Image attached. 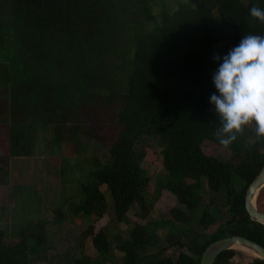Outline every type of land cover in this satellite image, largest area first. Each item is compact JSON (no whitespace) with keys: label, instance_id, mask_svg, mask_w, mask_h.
<instances>
[{"label":"trees","instance_id":"1","mask_svg":"<svg viewBox=\"0 0 264 264\" xmlns=\"http://www.w3.org/2000/svg\"><path fill=\"white\" fill-rule=\"evenodd\" d=\"M157 2L0 0V116L5 110L13 120L10 153L0 159L32 154L28 149L36 146L38 131L50 132L49 124L67 134L42 137V145L52 143L56 151L67 140L87 155L79 141L83 132L98 134L104 145L91 147L87 167L64 161L68 197L50 220L32 219L46 205L35 187L36 198L24 184L14 185L20 225L11 232L0 229V264L47 263V252L63 247L57 237L62 222L107 213L115 228L94 233L89 225L78 244H64L49 264H199L211 243L233 236L264 247V226L251 222L243 208L245 190L264 165V138L255 136L252 124L224 147L210 103L213 93L219 95L212 77L222 59L215 55L222 58L243 35L264 36V23L249 11L253 5L264 8V0H177L175 10L160 0L162 10L155 14ZM91 105L113 110V121L90 124L85 107ZM203 144L224 148L229 157L205 155ZM148 155L158 165L152 173L142 166ZM161 191L177 202L173 220L144 225L130 219L132 207L144 218ZM257 210L264 213V200ZM48 225L56 229L49 232ZM159 226L167 229L176 257L159 244ZM4 236L19 240L5 245ZM89 237L97 249L93 257H85ZM238 253L225 251L214 264H230Z\"/></svg>","mask_w":264,"mask_h":264},{"label":"rangeland","instance_id":"2","mask_svg":"<svg viewBox=\"0 0 264 264\" xmlns=\"http://www.w3.org/2000/svg\"><path fill=\"white\" fill-rule=\"evenodd\" d=\"M153 7V12L158 14L162 10V3L160 0ZM169 4L170 10H175L177 0H167ZM113 110L105 113L99 106L91 105L85 107L86 118L90 119V124L94 123L95 125L99 124V122H103L109 125V122H112L111 117L113 116ZM85 118V119H86ZM57 123L61 122L63 125V121H58L55 119ZM13 120H9L8 114L5 110H2V114L0 116V156H4L9 151V137L8 131L9 126ZM56 125L49 124L50 132L44 133L42 131H38L37 133V144L35 147L28 149L30 155L24 156L23 154H19L18 156H10V158L2 157L0 159V165H4L8 169L9 177H6L5 170L0 168V229L4 232H11L13 227L16 228L17 225H20L18 218L15 217V205L18 203V198L14 197V185L24 184L27 186L26 194L33 195L36 198V192H32L33 187L39 191L42 196V202L46 203V205L41 206L43 210L40 213H34L32 219L35 223L38 222L39 219L50 220L53 218L52 212L61 205L62 202L65 201V198L68 197V192L65 191V182L62 180L63 172L61 167L65 166L66 163L73 164V162L79 161L85 167L89 165L88 157L91 156L92 149L91 147L98 144L103 145L101 138L98 136L89 137L84 132L79 137L80 142H84L87 147V155L81 151V149H73V145L67 140H64L59 148V151L55 150V145L50 143L45 145L43 144L42 137H46L47 139L53 140L55 134L60 137H66L67 134L64 133L63 127L56 128ZM251 125H249V128ZM85 129L94 130L92 126H86ZM96 130H102L100 128H96ZM59 133V134H57ZM69 138V137H68ZM44 147V148H43ZM100 149V148H99ZM201 150L205 155L211 156L213 158H219L220 160H226L229 157L228 151L224 148H219L210 144H203L201 146ZM56 151V152H55ZM93 154V153H92ZM100 155V154H99ZM86 160V161H85ZM153 158L148 155L146 160H143V168H145L150 173L157 170L158 165L155 164L156 160L152 161ZM66 161V163L64 162ZM69 171V170H67ZM76 174L80 173V170H74ZM62 173V174H61ZM8 180L6 183L5 180ZM152 186V184H151ZM32 187V188H31ZM151 188V187H150ZM65 196V197H64ZM54 200V201H51ZM56 200V201H55ZM264 200V187L259 190L255 197V206L257 208V203ZM57 204V206H50V204ZM75 204L72 203L71 206ZM177 206V202L170 193L167 191H161L158 196V199L154 204L148 209L146 212V216L141 218L135 212V208H131L128 212V215L132 221H139L141 223L153 224L159 223L160 221L165 220H173L174 215H172V210ZM68 206H64V209H67ZM40 208V209H42ZM41 216V218H37ZM113 215L105 214L100 219H95L93 216L90 221L86 220L85 217L75 216L74 219L66 220L59 225V230L61 232L57 235L58 238H62L60 240V251H64L66 243L68 244H78L82 239L83 233L88 230L89 225H92L94 233L98 232L102 228L109 227L113 229L116 227ZM25 221L24 223H26ZM22 223V222H21ZM23 223V224H24ZM91 223V224H90ZM153 226V225H152ZM151 226V227H152ZM18 227V226H17ZM118 227L122 230L127 228V224H118ZM56 225H48V230H55ZM54 232V231H52ZM167 229L162 226L158 227V236H159V244L162 247H165L164 253L168 256H177V251L172 250L175 247L173 243L166 239ZM76 239V240H75ZM3 244L7 245L13 243L15 240H19V238H12L8 236H4L1 239ZM56 238L54 239V241ZM52 246H55V242L53 243L52 239L49 242ZM173 247V248H172ZM57 248L50 249L45 255V259H47V263H42L37 261L34 264H49L50 261H56L58 258ZM76 250V249H75ZM97 249L91 239V237L87 238L85 241V257H93L96 256ZM116 255L122 257V253L116 251ZM253 256L247 252L239 251L232 260L230 264H245L252 261ZM112 264V263H111Z\"/></svg>","mask_w":264,"mask_h":264},{"label":"clouds","instance_id":"3","mask_svg":"<svg viewBox=\"0 0 264 264\" xmlns=\"http://www.w3.org/2000/svg\"><path fill=\"white\" fill-rule=\"evenodd\" d=\"M249 11L264 23V8L253 5ZM214 59H222L212 77L219 95L210 96L220 120L215 133L220 144L230 146L252 124L255 136L264 138V36L243 35L238 46Z\"/></svg>","mask_w":264,"mask_h":264},{"label":"water","instance_id":"4","mask_svg":"<svg viewBox=\"0 0 264 264\" xmlns=\"http://www.w3.org/2000/svg\"><path fill=\"white\" fill-rule=\"evenodd\" d=\"M264 187V165L247 186L243 196V208L248 219L264 226V213L255 206L256 194ZM228 250L244 251L254 259L264 261V247L243 237L233 236L211 243L202 253L199 264H214L217 257Z\"/></svg>","mask_w":264,"mask_h":264}]
</instances>
